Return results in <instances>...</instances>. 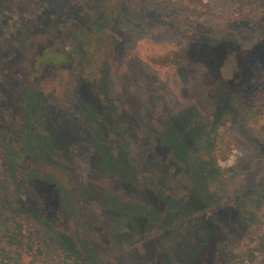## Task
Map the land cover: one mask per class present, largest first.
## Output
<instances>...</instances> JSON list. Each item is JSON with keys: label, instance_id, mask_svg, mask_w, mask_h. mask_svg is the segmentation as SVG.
Wrapping results in <instances>:
<instances>
[{"label": "rangeland", "instance_id": "1", "mask_svg": "<svg viewBox=\"0 0 264 264\" xmlns=\"http://www.w3.org/2000/svg\"><path fill=\"white\" fill-rule=\"evenodd\" d=\"M94 6H71L87 16L78 25L65 2L0 0L5 95L63 59L56 32H89L82 63L54 66L36 85L35 148L47 154L18 157V180L3 148L13 124L0 112L10 214L39 225L40 264H63L69 251L70 263L220 264L222 243L264 229V20L239 22L227 0Z\"/></svg>", "mask_w": 264, "mask_h": 264}, {"label": "trees", "instance_id": "2", "mask_svg": "<svg viewBox=\"0 0 264 264\" xmlns=\"http://www.w3.org/2000/svg\"><path fill=\"white\" fill-rule=\"evenodd\" d=\"M48 1H56L63 5L65 2L69 8H74L76 16H79V19H77V22H74V24L79 25L81 19H87V16L79 15V10L81 9L80 7H71L81 0ZM104 1L105 0H92V2L95 4L94 7L98 6L99 3ZM166 1L172 5H180L186 9H189V6L192 4H201L204 0ZM227 1H229L233 6L234 15L239 22L252 26L264 20V0ZM190 10L192 13L196 12L195 9ZM94 11L95 13L91 19L93 21H95L94 17L98 14L97 8H94ZM68 33H71L72 37L74 35V41L76 44L73 50L68 49L65 43V39H67L69 36ZM86 35H89V32L86 30L80 33L78 29L76 30L65 26V28L56 32L54 35L55 37L52 40V42L57 43L55 46V51L57 53L63 54V59L61 61L40 63L39 65L35 66L34 69H38V78L33 81L27 80L24 82L26 85H19L16 93L9 92L5 95L0 91V112H2V115L4 114L3 117H5V120L13 124L11 126L12 131H8L10 137L8 139L11 141V146L15 147V151L11 146H9V148L4 146L3 148L4 151L6 150L5 155L7 156V159L9 160L10 164H12V166L9 167L12 169L14 180L21 178L15 167L17 166L15 161H18V157H20V161H26L27 159H33L35 157L42 160L47 154L46 151L45 153H41V155L38 156L36 153L37 149L35 148V146H38L35 144L37 140V133L34 126V123H37V117L35 115L36 110L31 98L36 95L41 97L40 92L37 91L36 85L42 81L43 76H46L49 73V70H51L54 66H61L62 68H65L69 67V65L73 66L74 64L82 63L83 60L81 56L85 52V50L82 48H84V44L86 43L84 42ZM41 39L42 40L39 43H43L45 46L52 43H47V41H45V37ZM28 63L29 62L27 61V64ZM92 64L95 65V63ZM28 65L29 69L27 71L26 78L27 75L28 77L33 76L32 70L30 71V63ZM216 96H218L221 100L220 94H217ZM9 101L15 102L17 104H15L16 107L10 109V112L9 110H5L8 108ZM11 113H13V115ZM3 132L5 133H3V135L0 133V135H2L0 137L1 146L4 143H8L6 137L8 133L5 131ZM175 133L178 132L175 130ZM178 136L180 142L183 143V141H185V143H187L186 133H178ZM178 138L176 141H178ZM176 141L171 143V145H173L171 146V150L173 151L178 149L175 146ZM183 147L185 149V145ZM177 160L179 161L181 158H177ZM2 180H0V219H2L6 225L2 226L0 224V264H40L41 259L44 256V251L39 245L40 243H38L40 237L39 225H30L11 216L6 197L4 196ZM216 189L218 190L217 187ZM33 215L37 216L36 214ZM217 256L220 264H264V229L262 232L250 235L248 237V242L244 243L243 245H231L230 242L225 241L219 246L217 250ZM73 257V253L69 251V253L64 256L63 264H83L78 259H75L72 263H70L73 260Z\"/></svg>", "mask_w": 264, "mask_h": 264}]
</instances>
